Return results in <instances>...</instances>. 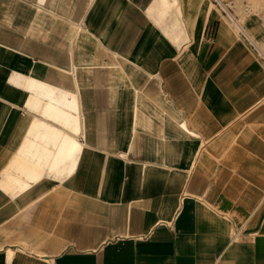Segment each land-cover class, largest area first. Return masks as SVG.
Segmentation results:
<instances>
[{"label":"crops","instance_id":"1","mask_svg":"<svg viewBox=\"0 0 264 264\" xmlns=\"http://www.w3.org/2000/svg\"><path fill=\"white\" fill-rule=\"evenodd\" d=\"M194 3L0 0V176L42 117L38 84L80 118L73 171L18 193L0 226L25 241L7 221L34 210L46 254L68 249L57 264H264V68ZM45 194L56 214L28 207ZM7 246L3 261L25 264Z\"/></svg>","mask_w":264,"mask_h":264},{"label":"bare ground","instance_id":"2","mask_svg":"<svg viewBox=\"0 0 264 264\" xmlns=\"http://www.w3.org/2000/svg\"><path fill=\"white\" fill-rule=\"evenodd\" d=\"M217 1L234 19L238 28L251 38L240 21L227 10L224 0ZM257 47L264 55V51ZM38 88L47 98L41 111L42 117L31 120L27 138L15 153V163L9 164L7 173L0 176V189L9 192L11 196L20 197L18 193L29 192L34 186L51 178L63 180L68 177L75 167L80 150V118L76 99H70L66 93L55 91L43 83L38 84ZM184 123L182 126L189 135L197 134ZM10 169L16 170L18 174H12ZM49 248V245L35 247L38 255L42 256H45ZM18 249L7 246L5 254H17Z\"/></svg>","mask_w":264,"mask_h":264},{"label":"rangeland","instance_id":"3","mask_svg":"<svg viewBox=\"0 0 264 264\" xmlns=\"http://www.w3.org/2000/svg\"><path fill=\"white\" fill-rule=\"evenodd\" d=\"M162 2H166L168 0H161ZM177 1V0H176ZM197 1V3H194V6H198L199 10L203 9V6H206L205 9L209 10H216L220 11L227 20L232 24L233 28H235L236 34L240 35L242 38L245 39L247 45L251 49V53L253 57L257 60V63L264 68V55L260 52L257 45L264 51V0H224V3L227 5L226 8L229 12L233 13V15L237 18V21L239 20L242 24L243 28L249 33L251 38H248L237 26L235 22L229 17L228 13L226 12V9L221 6V4L218 3L217 0H194ZM176 2H173L175 4ZM180 3V2H179ZM176 3L178 7H180L181 4ZM178 10V9H177ZM176 11V10H175ZM173 19L175 20L174 13L172 11ZM176 16V15H175ZM171 18V17H170ZM170 18L166 20L165 24L167 26H170ZM172 19V18H171ZM172 20V22L174 21ZM238 21V22H239ZM172 24V23H171ZM40 187H46L48 185V181L45 183L38 184ZM32 191V190H31ZM9 192H5L4 190L0 189V209H4V205H8V203H13V201H16L17 198H20L18 196H11V194H8ZM40 197H42L40 199ZM37 196V198H33L29 200L28 207H37L40 210L44 211V213H52L56 214L57 210L53 212V208H57V203H59V199L54 200L53 196L51 195H40ZM61 198V196H59ZM37 200V201H36ZM43 200L48 202H44ZM43 203V206L41 204ZM45 206V208H44ZM33 213L34 210H22L18 212L16 215H14L13 219H8L7 225L10 223H14L17 221V223H23L27 225V236L25 238V241H20V236L22 233H18L15 231H10L8 229H4L3 223L0 226V237L2 238V243L0 244V247L4 245H10L15 248H21L23 251H27L30 254H18L16 258H14L15 262L16 260L20 259V255L26 256L25 257V264H35L36 258L38 260L37 264H57L58 258L65 257V253L67 252V248L65 247V243L61 242L62 248L56 253L52 254H45V257H40L38 253L36 252L35 247L39 246H46L48 244H51V236L48 234H42L36 235L37 230L34 229L30 224L34 223L33 221ZM19 230V227L17 228ZM7 233V234H6ZM6 234V235H5ZM50 241V242H49ZM9 246V247H10ZM19 250V249H18ZM62 253V254H60ZM3 250L0 251V264H9L8 262L3 261ZM52 257L53 259L50 260L49 258ZM84 258V254H76V261L82 262ZM43 262V263H42ZM15 264V263H11ZM67 264V263H66Z\"/></svg>","mask_w":264,"mask_h":264}]
</instances>
